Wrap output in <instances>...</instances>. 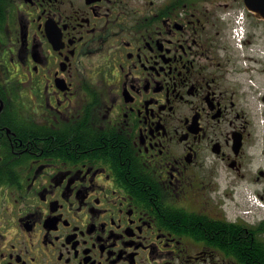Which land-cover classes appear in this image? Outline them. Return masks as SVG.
I'll use <instances>...</instances> for the list:
<instances>
[{
    "label": "flooded vegetation",
    "instance_id": "obj_1",
    "mask_svg": "<svg viewBox=\"0 0 264 264\" xmlns=\"http://www.w3.org/2000/svg\"><path fill=\"white\" fill-rule=\"evenodd\" d=\"M248 197L264 20L244 0H0V264H245Z\"/></svg>",
    "mask_w": 264,
    "mask_h": 264
},
{
    "label": "trees",
    "instance_id": "obj_2",
    "mask_svg": "<svg viewBox=\"0 0 264 264\" xmlns=\"http://www.w3.org/2000/svg\"><path fill=\"white\" fill-rule=\"evenodd\" d=\"M250 242L246 241L245 245H249ZM239 260L245 264H264V245H260L257 251V244L255 245V252L241 251L238 254Z\"/></svg>",
    "mask_w": 264,
    "mask_h": 264
},
{
    "label": "water",
    "instance_id": "obj_3",
    "mask_svg": "<svg viewBox=\"0 0 264 264\" xmlns=\"http://www.w3.org/2000/svg\"><path fill=\"white\" fill-rule=\"evenodd\" d=\"M244 5L256 18L264 19V0H244Z\"/></svg>",
    "mask_w": 264,
    "mask_h": 264
},
{
    "label": "rangeland",
    "instance_id": "obj_4",
    "mask_svg": "<svg viewBox=\"0 0 264 264\" xmlns=\"http://www.w3.org/2000/svg\"><path fill=\"white\" fill-rule=\"evenodd\" d=\"M246 203H244L243 205H241V209H247V208H249L247 205H245ZM234 209L232 208V205H231V207H228L227 209H226V211L227 212H232Z\"/></svg>",
    "mask_w": 264,
    "mask_h": 264
},
{
    "label": "built area",
    "instance_id": "obj_5",
    "mask_svg": "<svg viewBox=\"0 0 264 264\" xmlns=\"http://www.w3.org/2000/svg\"><path fill=\"white\" fill-rule=\"evenodd\" d=\"M234 34H235L236 36H239V35H240V29L237 28V27H235V28H234Z\"/></svg>",
    "mask_w": 264,
    "mask_h": 264
}]
</instances>
